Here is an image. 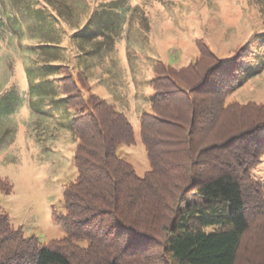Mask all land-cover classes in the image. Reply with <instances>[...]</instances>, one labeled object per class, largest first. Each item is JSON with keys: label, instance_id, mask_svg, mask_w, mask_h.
I'll return each instance as SVG.
<instances>
[{"label": "trees", "instance_id": "1", "mask_svg": "<svg viewBox=\"0 0 264 264\" xmlns=\"http://www.w3.org/2000/svg\"><path fill=\"white\" fill-rule=\"evenodd\" d=\"M91 5L74 22L71 1L0 0V32L37 39L26 48L38 57L27 67L29 92L72 109L77 137L65 210H54L66 233L42 243L0 208V264H264V181L253 174L264 153V102L229 96L264 67V31L228 57L199 40L184 65L155 61L151 110L139 121L150 166L138 174L117 148L134 141L128 117L73 61L111 49L129 2ZM61 21L72 26L66 41L76 54ZM0 189L12 190L7 178Z\"/></svg>", "mask_w": 264, "mask_h": 264}, {"label": "rangeland", "instance_id": "2", "mask_svg": "<svg viewBox=\"0 0 264 264\" xmlns=\"http://www.w3.org/2000/svg\"><path fill=\"white\" fill-rule=\"evenodd\" d=\"M67 1L73 4L77 22L89 3L93 7L104 0ZM128 2L124 27L111 49L92 59L86 54L73 61L87 75L91 90L107 97L128 117L134 141L121 142L117 148L136 173L143 174L150 164L139 121L143 111L151 110L155 61L184 65L199 54V40L219 56H230L240 44L264 31V0ZM61 22L66 31L64 44L72 55L78 53L81 48L66 41L72 26ZM29 43L37 39L0 32V176L12 184L9 193L0 189V208L25 235L34 234L47 243L66 233L54 210H65L63 188L76 175L73 149L77 137L68 125L72 109L64 110L47 103L46 96L29 92L27 67L38 58L26 49ZM229 96L243 103L250 99L264 102V67ZM253 174L264 181V153ZM187 196L200 199L195 193Z\"/></svg>", "mask_w": 264, "mask_h": 264}]
</instances>
